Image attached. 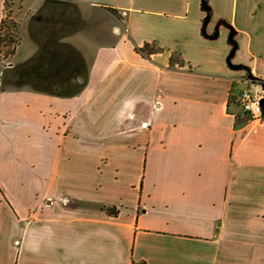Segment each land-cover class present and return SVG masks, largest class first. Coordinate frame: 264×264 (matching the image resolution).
Wrapping results in <instances>:
<instances>
[{
  "label": "crops",
  "instance_id": "obj_1",
  "mask_svg": "<svg viewBox=\"0 0 264 264\" xmlns=\"http://www.w3.org/2000/svg\"><path fill=\"white\" fill-rule=\"evenodd\" d=\"M35 1L83 19L38 49L90 62L49 90L0 72V264H264V125L235 102L264 81V0H209L206 34L202 0Z\"/></svg>",
  "mask_w": 264,
  "mask_h": 264
},
{
  "label": "rangeland",
  "instance_id": "obj_2",
  "mask_svg": "<svg viewBox=\"0 0 264 264\" xmlns=\"http://www.w3.org/2000/svg\"><path fill=\"white\" fill-rule=\"evenodd\" d=\"M35 3V0H11L8 11L5 14L8 17L3 33L4 36L10 33L13 43L11 46L5 47L1 54L0 72L2 71L5 74L4 79L6 80V84L8 81L10 83L8 86L12 89L37 87L49 90L54 84H59L60 87H63V81H60L57 77H60L62 72L67 76L68 71L61 68L63 64H66V61H73V65L82 63V69L78 72L76 70L78 67L72 68L70 76L83 73V70L90 62L89 58L84 57L81 52L73 49L68 44H63L64 48L59 51H52L51 49L43 51L38 49V45L41 43H47L48 45L58 44L57 35H54V29L51 27L53 20L60 22L59 20L62 19L60 15L62 13L65 15V18L62 20L65 26L67 21L71 23L70 34L73 33L75 25L81 24L83 19L81 18L80 21L72 17V14H76V9L69 8L68 6L61 7L60 10L56 8V18H54V14L51 11L49 18L43 19ZM49 9L52 8L49 7ZM69 13L71 18L68 20L66 16ZM41 25H47L48 29L46 32L42 33L44 29ZM60 36L64 37L63 34ZM86 38L85 34L79 36L82 42L87 41ZM9 50H14V55L10 58H5V53ZM72 84V88L76 89V85Z\"/></svg>",
  "mask_w": 264,
  "mask_h": 264
},
{
  "label": "built area",
  "instance_id": "obj_3",
  "mask_svg": "<svg viewBox=\"0 0 264 264\" xmlns=\"http://www.w3.org/2000/svg\"><path fill=\"white\" fill-rule=\"evenodd\" d=\"M243 81L246 87L235 96V102L241 109V115L257 127L264 125V81L250 73H246Z\"/></svg>",
  "mask_w": 264,
  "mask_h": 264
},
{
  "label": "trees",
  "instance_id": "obj_4",
  "mask_svg": "<svg viewBox=\"0 0 264 264\" xmlns=\"http://www.w3.org/2000/svg\"><path fill=\"white\" fill-rule=\"evenodd\" d=\"M10 1L11 0H5V14L6 12L8 11V8H9V5H10ZM202 8L203 10L207 13V16L205 17L204 21H203V24H204V28H203V33L206 34L205 32V28L207 26V24L209 23V20H210V14H211V8H210V5H209V0H202ZM7 17L8 16H5V18L2 20V23H1V26H0V57H1V54L3 53V50L5 47H7L8 45L11 46V44L13 43V39H11V36L10 33H7V35L4 36V30L6 28V24H7ZM219 36V32L218 30L211 36L212 38H217ZM229 43L232 47L231 49V52H230V55H229V65L234 68V69H238V70H242L244 69L245 67L241 66V65H232L231 61L235 55V52L237 50V43L234 39V35H231L230 37V40H229ZM149 45H145L142 49H140V51L147 55L149 53H151L153 50H150L149 49ZM12 55H14V50L12 51H7L5 53V58H10L12 57ZM1 60V58H0ZM248 73H250V71H247ZM247 120V119H246ZM108 213L113 216V217H116L117 214H118V211L116 208H110L108 210Z\"/></svg>",
  "mask_w": 264,
  "mask_h": 264
},
{
  "label": "water",
  "instance_id": "obj_5",
  "mask_svg": "<svg viewBox=\"0 0 264 264\" xmlns=\"http://www.w3.org/2000/svg\"><path fill=\"white\" fill-rule=\"evenodd\" d=\"M108 10H111L110 8H107Z\"/></svg>",
  "mask_w": 264,
  "mask_h": 264
}]
</instances>
